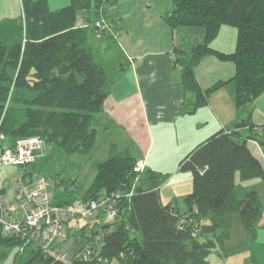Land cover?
<instances>
[{"label": "trees", "instance_id": "obj_1", "mask_svg": "<svg viewBox=\"0 0 264 264\" xmlns=\"http://www.w3.org/2000/svg\"><path fill=\"white\" fill-rule=\"evenodd\" d=\"M109 3L96 0L97 18L106 14ZM165 20L178 35L184 33L181 40L187 46L176 45L175 62L182 68L186 89L195 94V107L208 104L210 95L226 84L218 81L203 88L199 83L196 66L208 55L234 63L231 81L237 108L252 104L264 93V0H173ZM222 25L237 29L232 52L211 45ZM193 28L203 29V39L191 45L192 38H187L194 33ZM87 37V28L76 27L32 41L25 38L18 19L0 22V130L7 142L40 135L47 144L61 146L69 153L88 152L94 147V119L108 96L110 79L87 47ZM250 117L251 112L229 129L215 132L180 161V170L192 174V190L184 195V212L175 202L161 199L160 186L169 176L149 169L136 173L138 160L129 151L113 149L107 159L97 163L88 187L75 186V180L58 182L74 185L70 191L79 192V199L86 201L104 191L130 192L138 179L133 195L120 205L125 209L121 220L107 221L97 213L73 231L84 241L76 251L79 256L63 259L53 249L5 235L1 228L0 244L21 245L23 254L28 252L26 264H110L113 260L122 264H208L213 251L221 258L228 257L231 223L212 218L237 213L254 238L263 212L256 189L251 188L243 197L237 195L241 182L264 179V165L248 145L249 139L256 140L264 155V137L253 129ZM21 172L34 173L26 166ZM147 173L150 183L145 181ZM77 201L58 202L75 206ZM87 247L96 253L84 258ZM249 264H256V260L252 258Z\"/></svg>", "mask_w": 264, "mask_h": 264}, {"label": "crops", "instance_id": "obj_2", "mask_svg": "<svg viewBox=\"0 0 264 264\" xmlns=\"http://www.w3.org/2000/svg\"><path fill=\"white\" fill-rule=\"evenodd\" d=\"M95 3L96 0H0V22L18 19L25 38L32 41L71 28H87L86 45L110 79L108 96L94 119L96 150L101 138L114 132L128 143L127 148L118 151H129L132 146L133 156L145 163V169L171 174L168 169L171 168L179 174L178 171H182L180 161L192 149L215 132L229 129L248 118L249 112L253 129L264 137V93L252 104L237 108L235 85L231 81L235 74L232 61L214 55L201 60L196 66V75L203 88L218 81H226V84L210 95L208 104L194 106L195 94L186 89L182 68L175 62L176 45L187 44L179 41V35L165 20L173 8V0H110L106 16L117 31L116 37L95 31ZM221 36L225 41L218 43L216 40ZM236 39L237 30L226 25L212 41V47L232 52ZM247 128H244V134H247ZM248 145L264 165L260 144L249 139ZM166 154H169L167 158ZM251 188L256 189L263 211L254 238L244 229L237 213L212 219L231 223L228 244L234 250L230 249L225 259L239 256L241 264H249L252 258L256 264H264V179L247 180L241 188L244 196ZM174 198L167 202H175L184 212L186 207ZM83 244V239L77 235L56 246L55 250L66 260H71Z\"/></svg>", "mask_w": 264, "mask_h": 264}, {"label": "built area", "instance_id": "obj_3", "mask_svg": "<svg viewBox=\"0 0 264 264\" xmlns=\"http://www.w3.org/2000/svg\"><path fill=\"white\" fill-rule=\"evenodd\" d=\"M94 27L98 33L117 36V31L106 14H101L94 21ZM46 147L47 142L40 135L22 136L10 143L0 130V169L5 166L25 167L33 164L45 154ZM144 170L145 163L138 161L134 172L140 174ZM137 180L136 178L133 187ZM0 183V190H4L0 193L2 232L44 249H50L49 247H54L58 241H67L74 237L73 231L87 224L97 213H101L100 217L107 221L121 220L125 209L120 205L134 193L133 187L130 192L104 191L94 199H78V205L73 206L56 201L47 189L46 180L40 178L37 173H5L1 176ZM67 187L69 190L75 189L71 184ZM84 239L86 241V238ZM53 247L51 249L56 252ZM92 253L96 252L87 247L83 257L87 258ZM59 256L65 259L62 255ZM76 256H79L78 252L72 259Z\"/></svg>", "mask_w": 264, "mask_h": 264}, {"label": "rangeland", "instance_id": "obj_4", "mask_svg": "<svg viewBox=\"0 0 264 264\" xmlns=\"http://www.w3.org/2000/svg\"><path fill=\"white\" fill-rule=\"evenodd\" d=\"M226 25H222L221 28ZM221 28L219 30V36L221 32ZM236 29V27H233ZM191 30V29H190ZM194 30V35H190L187 39L188 41L191 39V45L196 44L198 42H202V34L203 29L197 28ZM237 30V29H236ZM90 32V31H89ZM188 33V34H190ZM187 34V33H186ZM184 36V33H179V41ZM107 39L109 37H106ZM225 37H219L216 41L220 43L224 40ZM110 39V38H109ZM214 39V40H215ZM213 43L211 42V45ZM108 51H110L108 49ZM101 53V52H100ZM127 142L123 138H119L116 133L111 132L109 135L106 134L105 137L101 138L98 143V149L95 147L88 152H75L69 153L63 147L55 145V144H47L45 154L41 156L36 163L30 164L26 166L28 170H32L34 173H37L40 178H44L46 180L47 189L49 193L55 197L56 201L59 200H71L76 201L79 199V192H72L69 188H66L67 185L63 183L59 185L60 181H68L71 182L73 180L76 181L75 186L78 187H88L93 181L95 174L97 172V163L104 161L107 159L113 152V149L127 148ZM129 152L133 155L134 149L130 146ZM167 150H169L167 148ZM165 151L163 150V153ZM155 153V151H153ZM169 154L165 155L167 158ZM171 174L159 173L162 177H168L165 183L161 184L160 195L163 202H167L173 199L178 200V203L182 207H186L184 203V195L188 192L189 189L192 188V175L188 171H178L179 174L175 173V170H171L168 168ZM23 170V167L20 166H5L0 169V178L5 173L18 172L20 173ZM150 173H147L146 176L147 183H150ZM171 180V181H170ZM247 181H243L240 183L238 187L239 196H244L242 190L246 185ZM243 184V185H241ZM1 186V183H0ZM190 188H189V187ZM242 188V189H241ZM71 205V204H68ZM75 205H78L76 202ZM63 241L57 243V246H61ZM53 246H50L51 249ZM57 248V247H55ZM234 250V247H229V251ZM54 250V249H53ZM28 252L23 254V247L18 244L12 245H2L0 244V264H26L27 262ZM221 258L217 251H213L208 256V264H241V258L239 256L232 257L231 259ZM110 264H122L118 260H113Z\"/></svg>", "mask_w": 264, "mask_h": 264}]
</instances>
